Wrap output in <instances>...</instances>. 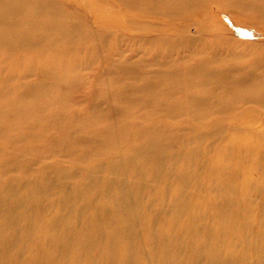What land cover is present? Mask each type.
<instances>
[{"label":"bare ground","instance_id":"6f19581e","mask_svg":"<svg viewBox=\"0 0 264 264\" xmlns=\"http://www.w3.org/2000/svg\"><path fill=\"white\" fill-rule=\"evenodd\" d=\"M262 66L264 0H0V264H264Z\"/></svg>","mask_w":264,"mask_h":264},{"label":"rangeland","instance_id":"374dc122","mask_svg":"<svg viewBox=\"0 0 264 264\" xmlns=\"http://www.w3.org/2000/svg\"><path fill=\"white\" fill-rule=\"evenodd\" d=\"M106 7L109 6V3L105 4ZM210 26H204V27H194L191 30V34L197 36L199 34H201V32H203L204 30H206V32L208 31V29H210ZM134 34H137L136 32H134ZM138 43L133 42L131 45H125L122 50H121V54L123 53L124 57L123 58H130L132 60H136L138 61L139 58L142 57V55L137 51L135 52L136 46ZM119 55V53L117 54V56ZM150 56V55H149ZM148 56V57H149ZM151 58V56H150ZM155 68H158L159 66H153ZM264 70V66L259 67L258 71L261 72ZM102 72V61L99 59H95L93 61V63H91L89 65V67H87L85 69V73L87 74V77L90 79H87L85 84L83 85V87L79 88L77 91H75V95H74V100H73V104L72 106H74V108L77 109H84V111L86 110H90L92 108V106L94 105V103L96 105L99 106V108L102 111H107L109 112L111 107L113 105H119L120 103H117L116 101L119 100H111V99H104L101 97H94L91 95V89L94 83V80L97 76H99ZM94 78V79H93ZM121 101V100H120ZM140 109L141 112L145 111L147 109V107H138ZM109 110V111H108ZM77 134L82 135L83 133L81 131H78ZM82 148L84 147L83 145L81 146ZM57 158H59V155L57 156H50L47 158V162H52L55 161ZM60 158H62V156H60ZM41 165H43V162L35 164V169L39 168Z\"/></svg>","mask_w":264,"mask_h":264}]
</instances>
